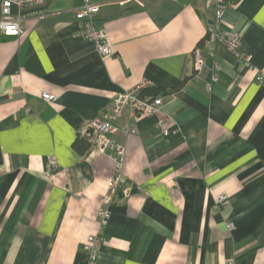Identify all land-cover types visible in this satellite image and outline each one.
<instances>
[{"label": "crops", "instance_id": "0c3cea01", "mask_svg": "<svg viewBox=\"0 0 264 264\" xmlns=\"http://www.w3.org/2000/svg\"><path fill=\"white\" fill-rule=\"evenodd\" d=\"M92 1L114 49L106 59L81 33L84 0L23 8L19 36L0 28V264H87L118 145L123 177L97 264H264V0L229 5L221 23L252 68L217 41L196 72L215 0ZM145 82L184 84L158 113L117 111L119 95ZM104 115L117 129L102 150L88 127ZM78 136L91 138L84 152ZM48 156L59 164L51 176Z\"/></svg>", "mask_w": 264, "mask_h": 264}, {"label": "built area", "instance_id": "2783aa9c", "mask_svg": "<svg viewBox=\"0 0 264 264\" xmlns=\"http://www.w3.org/2000/svg\"><path fill=\"white\" fill-rule=\"evenodd\" d=\"M48 0H1V12L2 16L0 19V28L6 35L9 36H19L24 33L22 23L24 21L23 15L20 11L23 8L39 5L45 3ZM217 2V8L215 12V17L213 21L208 26L207 37L204 39L203 44H199L194 50V71H199L205 64V48L211 43L217 41L222 42L228 50L234 53L238 58L240 63H243L248 68H252L250 59L241 52V38L238 34L222 29L221 23L224 19L226 11L228 9V4L224 0H215ZM210 4V2H208ZM14 9H18V13H14ZM99 12V5L94 3L92 0H84V4L77 11L76 16L81 22V33L84 38L92 40L97 48V51L103 58H109L114 54V49L112 41L107 33V31L98 29L96 24V15ZM41 18L43 16L41 15ZM212 55V54H211ZM214 69L217 72L220 70V65L216 63ZM217 76L214 74L213 80H216ZM257 80L264 85V71H260L257 74ZM148 83H141L119 95L116 99L117 111L122 105H127L130 112L134 116H142L146 114L158 113L163 105V95H158L153 99H142L139 94L143 88L148 86ZM208 89H211L212 83L207 84ZM42 98L48 102H54L57 100V95L44 92L42 93ZM170 117H167V120ZM160 130L163 132L165 137H168L172 130L166 125V119H161L158 124ZM88 129H93L99 136L101 149L105 150L110 146L109 137L112 133L116 131V127L112 122V119L108 115L94 119L89 124ZM129 132L135 133L136 130H130ZM125 147L118 145L116 148V154L113 160L116 162V168L114 175L109 181L108 190L105 195L104 206L100 209L98 213L99 226L96 233L89 235L88 239L84 242L83 248L89 254V260L87 264H97L98 254L103 243V228L107 225L110 218L109 204L112 201L113 195L122 180L123 170H124V156ZM59 167L58 161L54 156H48L46 162V173L51 176L54 171ZM229 201V196L222 193L217 198V205L219 207L224 206ZM234 228V223H228V229L232 230Z\"/></svg>", "mask_w": 264, "mask_h": 264}, {"label": "trees", "instance_id": "16d2710c", "mask_svg": "<svg viewBox=\"0 0 264 264\" xmlns=\"http://www.w3.org/2000/svg\"><path fill=\"white\" fill-rule=\"evenodd\" d=\"M226 4L229 5H235L237 4V2H239L240 0H224ZM204 40L200 43L203 44ZM184 84V82H181L180 84H178L177 86L171 88V89H162L160 87L157 86H146L145 88H143L139 94L140 98L142 99H153L158 95H165L166 93H172L175 91H178L181 86ZM92 144L91 138L87 137V136H78L75 141H74V146L77 147L81 152H84L87 148H89Z\"/></svg>", "mask_w": 264, "mask_h": 264}, {"label": "water", "instance_id": "95a60500", "mask_svg": "<svg viewBox=\"0 0 264 264\" xmlns=\"http://www.w3.org/2000/svg\"><path fill=\"white\" fill-rule=\"evenodd\" d=\"M89 133L90 134L94 133V130L93 129H89Z\"/></svg>", "mask_w": 264, "mask_h": 264}]
</instances>
